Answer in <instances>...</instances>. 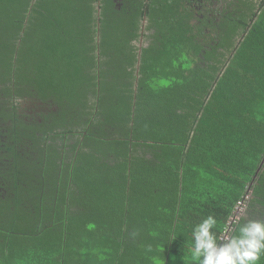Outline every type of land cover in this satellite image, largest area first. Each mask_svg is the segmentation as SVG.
<instances>
[{
    "label": "trees",
    "instance_id": "obj_1",
    "mask_svg": "<svg viewBox=\"0 0 264 264\" xmlns=\"http://www.w3.org/2000/svg\"><path fill=\"white\" fill-rule=\"evenodd\" d=\"M118 2L0 0V264H183L208 215L264 221V0Z\"/></svg>",
    "mask_w": 264,
    "mask_h": 264
},
{
    "label": "clouds",
    "instance_id": "obj_2",
    "mask_svg": "<svg viewBox=\"0 0 264 264\" xmlns=\"http://www.w3.org/2000/svg\"><path fill=\"white\" fill-rule=\"evenodd\" d=\"M217 228L224 231L213 215L192 226L191 239L184 242L188 246L182 255L183 264H260L264 256V221L250 220L230 237L218 236L213 231Z\"/></svg>",
    "mask_w": 264,
    "mask_h": 264
},
{
    "label": "built area",
    "instance_id": "obj_3",
    "mask_svg": "<svg viewBox=\"0 0 264 264\" xmlns=\"http://www.w3.org/2000/svg\"><path fill=\"white\" fill-rule=\"evenodd\" d=\"M246 199H247V198H246ZM244 206H245V201H240V202L238 203V205H237V209H238V211H239V212H237V213L242 212L243 209H244Z\"/></svg>",
    "mask_w": 264,
    "mask_h": 264
},
{
    "label": "rangeland",
    "instance_id": "obj_4",
    "mask_svg": "<svg viewBox=\"0 0 264 264\" xmlns=\"http://www.w3.org/2000/svg\"><path fill=\"white\" fill-rule=\"evenodd\" d=\"M193 60H191L190 62H192ZM194 66V63H192V64H190V67H193ZM39 94V93H38ZM49 188H51V187H49ZM112 198L113 199H115L116 197H115V195H114V192L112 193ZM237 216H239V215H237ZM235 220H238V218H236Z\"/></svg>",
    "mask_w": 264,
    "mask_h": 264
},
{
    "label": "flooded vegetation",
    "instance_id": "obj_5",
    "mask_svg": "<svg viewBox=\"0 0 264 264\" xmlns=\"http://www.w3.org/2000/svg\"><path fill=\"white\" fill-rule=\"evenodd\" d=\"M116 1H119V2H118V7H121L122 4H123V2H125V0H116Z\"/></svg>",
    "mask_w": 264,
    "mask_h": 264
}]
</instances>
